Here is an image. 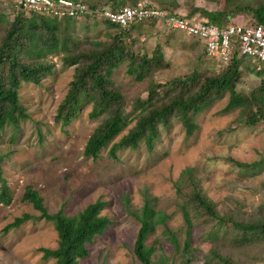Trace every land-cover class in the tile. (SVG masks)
I'll return each instance as SVG.
<instances>
[{"label": "rangeland", "instance_id": "374dc122", "mask_svg": "<svg viewBox=\"0 0 264 264\" xmlns=\"http://www.w3.org/2000/svg\"><path fill=\"white\" fill-rule=\"evenodd\" d=\"M80 1L105 9L114 4L121 8L131 2H146L174 14L194 12L192 16L200 15L195 14V10L231 13L237 7L264 4V0ZM0 15L6 22L13 18L1 0ZM248 18L239 11L231 22L241 25ZM116 32L99 20H80L68 26L67 33L77 42L89 40L109 46ZM193 42L157 23L136 26L119 40V46L136 57L155 59L154 51L158 49L161 67L141 82L125 73L127 62L121 63L111 74V85L124 97L125 126L95 159L83 155L88 137L100 122V118L88 117L89 106L79 111L66 126L54 120L57 106L72 80L73 66H62L60 53L47 56L44 60L51 64V73L43 76L37 85L20 84L17 96L27 118L15 127L5 126L0 131L1 169L12 196L9 205H0V264H55L52 259L43 260L37 250L55 249L57 237L51 222L38 218V213L21 201L28 188L38 194L49 215L61 210L64 215L73 216L89 204H100L98 216L106 218L107 224L85 245L87 255L77 264H138L132 252L139 227L135 216L138 217L146 200L149 208L164 215V224L154 225L145 241L147 246L154 248L151 263L185 264L180 249L186 227L175 186L187 169L218 214L230 212L248 217L258 207H262L264 214V123L244 125L251 113L256 116L264 113V107L249 98L251 92L255 98L264 99V75L255 74L263 65L260 67L248 60L240 62L234 91L244 98L243 109L223 112L228 102V94H225L195 117L196 127L190 136H186L180 123L171 118L166 128L158 129V138L150 151L140 142L136 149L116 148L115 159L108 154L112 144L134 126L136 111L131 112V107L135 98H146L149 80L156 86L154 91L159 92L160 86L170 79L193 70L208 76L209 69L215 73L222 69L213 60L200 57L201 47L192 46ZM235 163L246 164L249 168L245 170ZM185 185L186 182H182L180 187ZM187 211L192 224L188 236L189 264H202L208 247L202 242V236L210 223L205 221L204 215L194 214L192 208L188 207ZM23 214L31 218L18 228L3 232L6 225ZM167 231L175 236L177 251L168 242ZM222 250L238 264H264V259L246 260L239 252ZM250 253L255 252L251 250Z\"/></svg>", "mask_w": 264, "mask_h": 264}, {"label": "trees", "instance_id": "16d2710c", "mask_svg": "<svg viewBox=\"0 0 264 264\" xmlns=\"http://www.w3.org/2000/svg\"><path fill=\"white\" fill-rule=\"evenodd\" d=\"M113 1V0H111ZM7 11L12 14L11 22H6L0 15V131L5 126L15 127L21 120L27 118L23 106L19 103L17 90L21 83L39 84L43 76L51 73V64L44 59L50 55H59L62 66L74 67L72 80L68 83L66 93L56 109L55 122L66 126L74 119L78 112L89 106L88 117L100 118L98 126L92 131L83 148V155L95 159L97 153L104 148L125 126L124 97L114 89L109 80L114 70L123 62H127L125 73L133 77L136 82L150 78L156 69L161 67L158 49L154 51L155 59L136 57L119 46V40L125 38L129 31L142 24L154 25V21L138 23L125 28H119L102 21L105 27L116 30L112 37V45L84 40L77 42L68 35V26L76 21L95 20L93 17L77 19L63 18L54 20L43 16L32 17L23 10H14L4 1ZM130 3L128 6H132ZM88 8H101L98 5L87 4ZM103 7V6H102ZM167 16L188 18L192 13L185 15L174 14L164 7H158ZM120 9L117 4L109 10ZM248 15L242 22L243 26H256L264 24V4L258 6L237 7L231 13L195 10L209 23L219 29L232 24L238 12ZM187 38V37H184ZM195 41L192 38H187ZM190 44V43H189ZM199 45L195 41L191 44ZM205 57L203 49L201 56ZM241 60L235 52L227 65L219 72L209 69V75L204 76L193 70L191 73L172 78L160 86L161 91L155 92L154 85L149 80L145 99L135 98L132 111H136L134 126L112 144L108 150L110 158L115 159L114 152L118 147L136 149L140 142L150 151L158 138V129L166 128L170 119L175 118L181 125L186 136H190L196 125L194 119L197 115L208 109L215 101L228 94V102L223 112L236 108L243 109L244 98L235 93L234 88L239 80ZM250 92L251 101H257L264 107V99L255 98ZM259 121L264 123L263 114H250L245 120V126H254ZM0 156V205L7 206L11 201V191L3 179ZM234 164V163H233ZM240 168L248 169L246 164L235 163ZM182 178H185L182 181ZM182 182L187 186L180 187ZM176 195L181 201L180 214L186 227V236L180 249L185 264L190 263L191 253L188 248V236L191 229V217L187 208H192L194 214L205 216L210 223L203 232L202 242L208 244L203 256L202 264H238L234 258L222 253L226 249L230 253L243 254L246 260L254 261L264 256V214L262 207H258L252 216L241 217L236 213L218 214L205 195L201 193L190 170L182 173L179 183L175 186ZM21 201L29 204L38 213V218L51 222L56 233L57 244L55 249L38 248L43 260L52 259L55 264H77V261L87 255L85 245L93 237L99 235L107 224V219L98 216L99 203L87 205L82 211L73 216H66L61 210L49 215L38 194L29 188L21 196ZM31 217L23 214L3 228L6 233L10 229L18 228ZM139 227L132 244V252L138 264H152V246L145 241L152 232L154 225L164 224V215L148 207L147 200L136 217ZM225 225V226H223ZM167 240L175 251L179 248L175 236L167 231ZM251 250L255 253L251 254ZM256 254V255H255Z\"/></svg>", "mask_w": 264, "mask_h": 264}, {"label": "built area", "instance_id": "2783aa9c", "mask_svg": "<svg viewBox=\"0 0 264 264\" xmlns=\"http://www.w3.org/2000/svg\"><path fill=\"white\" fill-rule=\"evenodd\" d=\"M14 10H23L31 15L61 20L85 16L106 21L119 28L138 23L154 21L163 29L192 38L201 45L204 56L213 60L218 67H224L232 55L248 57L264 65V24L243 26L228 24L219 29L200 15L188 18L167 16L164 11L146 2L121 7L116 11L105 8H88L79 0H1Z\"/></svg>", "mask_w": 264, "mask_h": 264}, {"label": "crops", "instance_id": "0c3cea01", "mask_svg": "<svg viewBox=\"0 0 264 264\" xmlns=\"http://www.w3.org/2000/svg\"><path fill=\"white\" fill-rule=\"evenodd\" d=\"M95 21H97V20H95ZM200 47H201V45H200ZM201 49H202V47H201ZM237 58L240 59V60H248V61H251V62L255 63L257 66H260V67L263 65V64L257 63L255 60H253L251 58H248V57H237ZM243 58H245V59H243ZM224 67H222V68H224ZM255 74H258V75L263 74L264 75V65Z\"/></svg>", "mask_w": 264, "mask_h": 264}, {"label": "clouds", "instance_id": "9594fccd", "mask_svg": "<svg viewBox=\"0 0 264 264\" xmlns=\"http://www.w3.org/2000/svg\"><path fill=\"white\" fill-rule=\"evenodd\" d=\"M80 1V0H79ZM82 3H84V2H82ZM85 4V3H84ZM86 6H87V4H85ZM95 20H99V21H103V20H100V19H96V18H94ZM23 224V223H22ZM88 245V244H87Z\"/></svg>", "mask_w": 264, "mask_h": 264}]
</instances>
